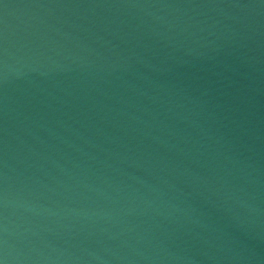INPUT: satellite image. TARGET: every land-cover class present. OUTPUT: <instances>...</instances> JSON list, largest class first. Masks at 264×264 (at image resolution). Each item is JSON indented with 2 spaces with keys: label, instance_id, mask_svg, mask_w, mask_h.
Wrapping results in <instances>:
<instances>
[{
  "label": "water",
  "instance_id": "water-1",
  "mask_svg": "<svg viewBox=\"0 0 264 264\" xmlns=\"http://www.w3.org/2000/svg\"><path fill=\"white\" fill-rule=\"evenodd\" d=\"M0 264H264V0H0Z\"/></svg>",
  "mask_w": 264,
  "mask_h": 264
}]
</instances>
